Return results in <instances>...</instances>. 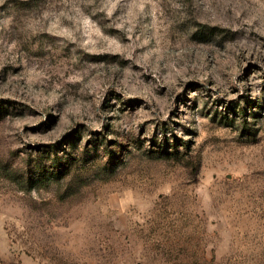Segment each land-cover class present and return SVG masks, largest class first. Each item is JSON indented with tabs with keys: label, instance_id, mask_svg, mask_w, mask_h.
<instances>
[{
	"label": "rangeland",
	"instance_id": "obj_1",
	"mask_svg": "<svg viewBox=\"0 0 264 264\" xmlns=\"http://www.w3.org/2000/svg\"><path fill=\"white\" fill-rule=\"evenodd\" d=\"M0 264H264V0H0Z\"/></svg>",
	"mask_w": 264,
	"mask_h": 264
},
{
	"label": "trees",
	"instance_id": "obj_2",
	"mask_svg": "<svg viewBox=\"0 0 264 264\" xmlns=\"http://www.w3.org/2000/svg\"><path fill=\"white\" fill-rule=\"evenodd\" d=\"M59 159H57L56 161L58 162ZM55 162V161H54Z\"/></svg>",
	"mask_w": 264,
	"mask_h": 264
}]
</instances>
